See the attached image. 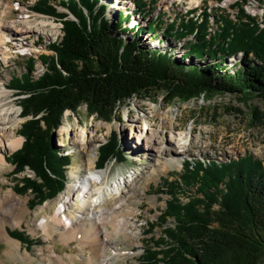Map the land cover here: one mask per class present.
Listing matches in <instances>:
<instances>
[{
	"label": "trees",
	"instance_id": "trees-1",
	"mask_svg": "<svg viewBox=\"0 0 264 264\" xmlns=\"http://www.w3.org/2000/svg\"><path fill=\"white\" fill-rule=\"evenodd\" d=\"M51 1L58 2L40 0L34 10L62 19V41L50 47L54 57H42L47 72L39 79L31 78L30 61L23 83L11 85L25 96L22 115L31 119L21 126L25 141L10 160L18 174H34V179L19 181L15 191L31 194L34 206L66 189L71 157L57 148L55 133L67 111L76 114L86 106L97 120L110 123L134 98L156 102L162 96L167 105L226 94L244 102L264 100V13L261 22L250 16L245 10L250 0L237 4L235 18L226 11L201 9L199 14L193 9L171 23L157 17L145 27L129 24L134 15L148 21L156 0H136L134 15L120 12L115 24L102 0L87 6L77 0L80 9L70 0L67 6L60 1L75 19L58 14ZM146 33L186 42L178 51L181 56L171 49L143 47L140 39ZM231 59H237L234 68ZM113 158L125 161L115 132L99 148L97 167ZM208 163L188 162L178 181L165 182L171 199L159 218L174 225L165 228L156 249L147 247L139 264H264V163L253 155ZM191 187L194 195L184 203L178 196ZM10 235L24 240L20 233Z\"/></svg>",
	"mask_w": 264,
	"mask_h": 264
},
{
	"label": "rangeland",
	"instance_id": "rangeland-1",
	"mask_svg": "<svg viewBox=\"0 0 264 264\" xmlns=\"http://www.w3.org/2000/svg\"><path fill=\"white\" fill-rule=\"evenodd\" d=\"M60 1H63L65 6L68 5L66 2L68 0L51 1L49 4L53 2L58 8ZM102 1L108 5V17L113 24L116 23L120 12L129 11L133 16V11L136 10L134 5L136 0ZM82 2L87 6L91 0H87L86 3L82 0ZM155 3V12L148 21L134 15L129 26L139 24L145 27L152 20L157 21V17L162 18L164 24L171 23L181 14H186L193 9L199 11V14L201 9L215 13L226 11L235 18L238 14L236 6L241 3V0H156ZM138 4L141 6V1H138ZM70 5L81 8L77 0H70ZM78 9L74 10L78 12ZM57 10L59 13L69 15L62 6ZM245 10L261 22L264 0H250L245 5ZM51 17L57 24V36L52 38L53 40L40 36L38 42H35V45L38 48H44L45 52L29 59L7 57L0 61V88H4V95L0 102L3 109H15L18 113L16 133L21 138H23L19 132L21 126L31 117H23L20 101L25 96L19 94L13 87L21 85L24 81L23 75L29 74L30 61H34V71L30 74L33 80L39 79L47 72V66L41 59L43 56L54 57L55 52L50 47L58 45L64 36L63 21ZM16 18L17 14L14 11H5L4 7H0V23L3 21V24L7 26V21H13ZM140 40L143 47L171 49L178 57L181 56L178 53L180 47L186 43L160 39L159 33L158 37L146 33ZM240 57L241 55L237 59ZM237 59L228 61L231 68L235 67L232 65ZM134 119L140 120L137 123L140 128L149 127L146 135L155 134L160 140L169 138L171 134H187L188 152L183 156L177 153L171 155L174 161L170 159L167 162V158L161 159V165L155 166L154 157H149L146 148L142 145L138 146L136 140L132 138L131 128ZM254 121H256L255 124ZM66 127L70 132L66 131ZM82 130L85 131L86 139L81 133ZM113 132L118 134L125 161L120 162L113 158L106 163L102 169L108 170V179L120 176L129 179L135 172L140 174L136 180L129 183L133 191L125 201L123 212L128 217V227L133 233L100 235L103 244L101 257L110 259L111 264H139V258L145 253L144 250L147 247L156 249L153 245L164 237L165 228L174 225L173 220L163 223L159 218L166 208L167 201L171 199L166 194L165 182L178 181L188 162L191 164L195 161L205 164L211 161L224 163L230 159L237 160L253 155L264 163V100L253 98L244 102L239 96L226 94L211 100L197 99L186 104L175 102L167 105L162 96H159L156 102L140 101L134 98L118 109L117 118L110 123L97 120L95 116L88 113L86 106H81L76 114L67 111L61 127L55 133V141L59 151L71 157V165L67 169L68 183L66 189L55 199L38 206L31 204L33 199L31 194L20 195L15 191L18 182L25 177L34 179V174L29 170L18 174L10 160L22 146L15 151L0 148V157L5 159V163L0 166V227L4 224L12 242L20 246L19 249H12L6 241L0 239V264L88 263L87 256L92 249L85 244L87 239L82 238L83 235H76L75 238L64 241L55 233L46 234L40 227V223L57 212L60 197L74 186L76 175L83 176L89 172L86 166L89 162L87 140L92 139V146L100 141L94 158L95 170H93H102L97 167L99 148L109 141ZM24 141L23 138V143ZM194 191L193 187L185 189L178 198L187 203L189 197L194 195ZM76 197L77 195L74 199ZM63 218L65 219L64 216ZM14 232L24 236V240L21 241L10 235ZM23 242H28V245ZM113 251L115 253L111 256Z\"/></svg>",
	"mask_w": 264,
	"mask_h": 264
},
{
	"label": "bare ground",
	"instance_id": "bare-ground-1",
	"mask_svg": "<svg viewBox=\"0 0 264 264\" xmlns=\"http://www.w3.org/2000/svg\"><path fill=\"white\" fill-rule=\"evenodd\" d=\"M38 1L0 0L1 8L4 7L5 11H14L17 14L15 20L7 21V26L3 24V21L0 23V61L7 57L29 59L42 54L45 52L44 48H38L35 42H38L40 36H45L49 40L57 36V24L52 17L34 12L33 8ZM52 4L53 2L51 6L56 8ZM3 95L4 88L1 87L0 99ZM17 118L18 113L15 109H3L0 102V148L15 151L22 146L23 138L18 137L16 133ZM138 122L140 120H133L132 138L136 140L138 146L142 145L146 148L149 157H154L155 166L161 165V159L167 158L166 161L169 162L172 159L171 155L177 153L183 156L188 152L187 134H171L169 138L160 140L155 134L146 135L149 127L140 128L137 125ZM66 131L70 132L68 127ZM81 133L84 136L85 131L82 130ZM136 133L138 135H135ZM92 142V139L87 140L89 162L86 166L89 172L83 176L76 175L74 186L60 197L57 212L43 220L40 227L46 234L55 233L64 241H69L76 235H83L82 238L87 239L85 244L92 249L87 256V264H111L110 259L101 257L103 244L100 235L133 233L128 227V217L123 212L125 201L133 191L129 183L136 180L140 173L135 172L129 179L120 176L109 180L108 170L94 171L96 164L94 158L100 141L94 146L91 145ZM4 163L5 159L0 157V166ZM75 195H77L76 199H74ZM6 232L5 225L1 224L0 239L6 241L12 249H19L20 246L14 244Z\"/></svg>",
	"mask_w": 264,
	"mask_h": 264
}]
</instances>
